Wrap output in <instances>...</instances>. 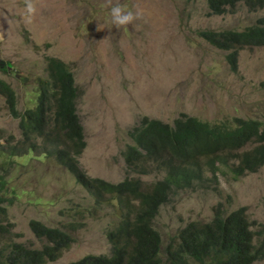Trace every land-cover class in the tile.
I'll return each mask as SVG.
<instances>
[{"label": "rangeland", "instance_id": "1", "mask_svg": "<svg viewBox=\"0 0 264 264\" xmlns=\"http://www.w3.org/2000/svg\"><path fill=\"white\" fill-rule=\"evenodd\" d=\"M30 2L35 7L32 14L26 0H0V79L16 92L21 111L35 103L36 79L46 76V57L66 64L78 90L75 106L85 141L77 166L87 176L110 183L136 177L121 152L130 143L127 131L144 115L171 123L183 111L215 124L231 123L233 116L264 123V46L239 49L237 70L231 71L227 50L197 35L243 31L264 16V6L251 11L237 1L226 13L207 15L205 0ZM114 5L140 13V18L118 28L110 14ZM17 121L0 94V137L9 134L17 139ZM258 142L254 138L234 153ZM14 160L20 166L5 176L8 195L13 197L6 213L14 224L11 233H19L11 238L40 248L47 241L33 234L28 227L31 220L60 229L81 223L59 257L41 264H66L86 253H109L105 234L121 212L115 197L96 203L61 165L37 150ZM223 171H204L203 178L209 179L205 187L199 188L195 181L192 190L173 191L170 201L158 208L153 225L163 245L188 223L207 221L217 206L226 212L245 206L250 220L264 222V167L237 179L226 168ZM160 177L152 169L138 179L147 190Z\"/></svg>", "mask_w": 264, "mask_h": 264}, {"label": "trees", "instance_id": "2", "mask_svg": "<svg viewBox=\"0 0 264 264\" xmlns=\"http://www.w3.org/2000/svg\"><path fill=\"white\" fill-rule=\"evenodd\" d=\"M205 1L207 15L226 13L237 1L251 11L264 6V0ZM197 35L212 46L227 50L229 68L236 71L240 48L264 46V16L243 31H199ZM45 60L46 76L36 79L35 103L21 111L16 107L14 89L0 80V94L9 113L18 117L19 130L17 139L12 140L9 134L0 137V264L54 260L74 241L70 233L82 225L70 223L60 229L31 220L28 227L33 234L47 241L40 248L10 237L14 224L8 220L6 207L12 204L13 197L8 195L5 176L20 166L14 159L31 150L61 165L96 203L113 196L120 204L118 221L105 234L109 253H86L66 264H252L264 260V223L250 220L244 206L228 212L214 207L207 221L183 226L166 245L153 225L158 208L170 199L172 191L193 188L195 181L199 188L205 187L204 181L209 179L203 178L204 171L225 174L226 168L237 179L264 166L263 121L233 116L231 123L215 124L181 111L167 123L144 115L138 125L127 131L130 143L121 152L122 158L137 175L154 169L155 173H162V178L147 190L141 188L138 178L126 177L110 183L87 176L77 166L85 144L75 106L77 86L63 61L52 56ZM254 138L259 143L253 148L234 153ZM236 157L237 161H230ZM12 236L17 238L19 233Z\"/></svg>", "mask_w": 264, "mask_h": 264}, {"label": "clouds", "instance_id": "3", "mask_svg": "<svg viewBox=\"0 0 264 264\" xmlns=\"http://www.w3.org/2000/svg\"><path fill=\"white\" fill-rule=\"evenodd\" d=\"M26 3H27V11H28V13L29 14H32V13H34L35 12V7H34V5L30 2V0H26ZM205 3H206V1H205ZM207 6V5H206ZM248 9V8H247ZM111 18H112V23H113V25H115L116 27H121V26H127V25H130V24H132L133 23V21L134 20H136V19H139L140 18V13H133V12H131V11H125L120 5H114L112 8H111ZM255 23V22H254ZM245 48H247V47H245ZM241 49V48H240ZM4 64V63H3ZM3 69H5V64H4V67H3ZM1 80V79H0ZM3 81V80H2ZM3 82H5V81H3ZM6 83V82H5ZM8 84V83H7ZM9 85V84H8ZM259 143V142H258ZM246 146V145H245ZM244 146V147H245ZM240 149V148H239ZM250 149V148H249ZM244 150H246V149H244ZM264 166H262L261 168H263ZM261 168H259V169H261ZM258 169V170H259ZM257 170V171H258ZM256 171V172H257ZM254 173V172H253ZM149 174V173H148ZM248 174V173H247ZM142 175H145V174H142ZM135 178H139V175H137L136 174V177ZM162 178V173H161V177L160 178H158L157 180H159V179H161ZM157 180H155V181H157ZM155 181H153V182H155ZM152 182V183H153ZM151 183V184H152ZM150 184V185H151ZM193 188H186V189H177V190H174V191H179V190H181V191H185V190H192ZM173 192V191H172ZM170 199H171V194H170ZM170 199L168 200V201H170ZM167 201V202H168ZM245 207V206H244ZM239 208V207H238ZM237 209V208H236ZM246 209V208H245ZM235 210V209H234ZM246 214H247V212H246ZM248 215V214H247ZM249 217V216H248ZM255 221V220H254ZM196 222V221H195ZM257 222V221H256ZM191 223V222H190ZM259 223V222H258ZM261 223H264V222H261ZM189 224V223H188ZM114 227V226H113ZM112 227V228H113ZM111 228V229H112ZM110 229V230H111ZM108 232V231H107ZM106 232V233H107ZM161 237V236H160ZM106 238V237H105ZM169 241V240H168ZM163 244V243H162Z\"/></svg>", "mask_w": 264, "mask_h": 264}]
</instances>
